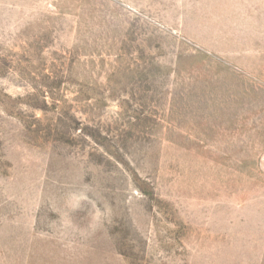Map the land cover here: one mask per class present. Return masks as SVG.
I'll return each mask as SVG.
<instances>
[{"label":"rangeland","instance_id":"1","mask_svg":"<svg viewBox=\"0 0 264 264\" xmlns=\"http://www.w3.org/2000/svg\"><path fill=\"white\" fill-rule=\"evenodd\" d=\"M0 264H264V0H0Z\"/></svg>","mask_w":264,"mask_h":264},{"label":"clouds","instance_id":"2","mask_svg":"<svg viewBox=\"0 0 264 264\" xmlns=\"http://www.w3.org/2000/svg\"><path fill=\"white\" fill-rule=\"evenodd\" d=\"M72 197L74 199L76 207H79L81 201H86L89 199L87 192H84L83 194L79 195L74 193L72 194ZM106 215V211L94 206L93 211L91 213V226L93 228L101 227L103 225L104 219L106 218Z\"/></svg>","mask_w":264,"mask_h":264}]
</instances>
